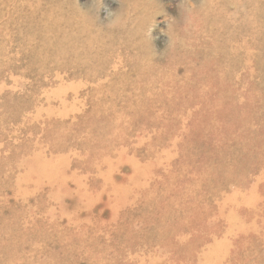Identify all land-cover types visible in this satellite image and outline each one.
Segmentation results:
<instances>
[{"label": "rangeland", "instance_id": "374dc122", "mask_svg": "<svg viewBox=\"0 0 264 264\" xmlns=\"http://www.w3.org/2000/svg\"><path fill=\"white\" fill-rule=\"evenodd\" d=\"M0 264H264V0H0Z\"/></svg>", "mask_w": 264, "mask_h": 264}, {"label": "clouds", "instance_id": "9594fccd", "mask_svg": "<svg viewBox=\"0 0 264 264\" xmlns=\"http://www.w3.org/2000/svg\"><path fill=\"white\" fill-rule=\"evenodd\" d=\"M108 15L111 16V15H113V14H112V13H108ZM147 35H148L149 37H151V29L148 30Z\"/></svg>", "mask_w": 264, "mask_h": 264}, {"label": "bare ground", "instance_id": "6f19581e", "mask_svg": "<svg viewBox=\"0 0 264 264\" xmlns=\"http://www.w3.org/2000/svg\"><path fill=\"white\" fill-rule=\"evenodd\" d=\"M102 49V48H101ZM100 51V50H99ZM119 60H120V58H119ZM116 68V67H115ZM138 73V72H137ZM104 82V81H103Z\"/></svg>", "mask_w": 264, "mask_h": 264}]
</instances>
